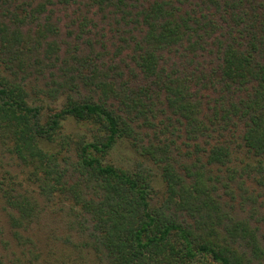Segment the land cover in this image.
Segmentation results:
<instances>
[{
  "label": "trees",
  "instance_id": "obj_1",
  "mask_svg": "<svg viewBox=\"0 0 264 264\" xmlns=\"http://www.w3.org/2000/svg\"><path fill=\"white\" fill-rule=\"evenodd\" d=\"M0 141V264H264V0H0Z\"/></svg>",
  "mask_w": 264,
  "mask_h": 264
},
{
  "label": "rangeland",
  "instance_id": "obj_2",
  "mask_svg": "<svg viewBox=\"0 0 264 264\" xmlns=\"http://www.w3.org/2000/svg\"><path fill=\"white\" fill-rule=\"evenodd\" d=\"M51 77H46V79H43L40 84L42 86L45 87V83L46 82H51ZM83 93H87L85 90H83ZM47 102L49 103H53L54 102V98L53 97H45ZM51 106H54V103L51 105ZM206 108V106H205ZM65 130L67 133H87L88 135L91 136L92 134V131H91V125L87 124V123H78L76 122L75 120H71V121H68L66 124H65ZM7 147L5 146V149ZM4 147L2 146V142L0 141V178H9L10 176H13L14 178H16L19 182H22L23 183V186L27 188V181H26V175H27V169L23 168L21 165H20V162L19 160L17 159H14L10 156V153L9 152H4L3 151ZM114 157H115V160L116 161H126L125 158H123L121 155H119L118 153H114ZM4 180V179H2ZM24 189V188H23ZM226 198H228L229 200V197L228 196H225ZM56 199V198H55ZM63 202V203H62ZM64 203H66L65 201L61 200V202H57V204L55 205H51L50 208H52L54 211L56 210L57 207H60V206H63L65 205ZM235 206H234V210L235 212L240 215V216H244L246 215L245 210L246 208L244 207H241V205L239 206V204L237 205L236 202H234ZM259 211H261L259 214V216H261L262 214H264V206H260L259 208ZM47 221H41L42 225L45 227V230H47V232L49 234H47L46 232V235H52V232L54 229L56 228H59V231L62 229L61 228V225H60V216L59 214H48V217L46 218ZM262 227V229H264V221H261L259 223Z\"/></svg>",
  "mask_w": 264,
  "mask_h": 264
}]
</instances>
